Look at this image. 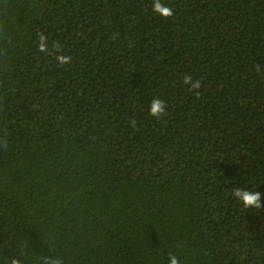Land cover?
<instances>
[{"label": "trees", "instance_id": "trees-1", "mask_svg": "<svg viewBox=\"0 0 264 264\" xmlns=\"http://www.w3.org/2000/svg\"><path fill=\"white\" fill-rule=\"evenodd\" d=\"M162 2L0 0V264H264V0Z\"/></svg>", "mask_w": 264, "mask_h": 264}, {"label": "clouds", "instance_id": "clouds-1", "mask_svg": "<svg viewBox=\"0 0 264 264\" xmlns=\"http://www.w3.org/2000/svg\"><path fill=\"white\" fill-rule=\"evenodd\" d=\"M152 11L160 16L161 18L167 20L173 17L174 9L172 7L167 6L162 2V0H153ZM39 50L47 53V37L41 36L39 39ZM60 50V46L54 45L53 52H57ZM71 57L65 55H57L56 60L60 65L70 64ZM183 85H190L189 91L195 93L197 96L200 95V90L203 87L202 78H197L193 80L191 76H185L182 80ZM166 105L159 98L153 99L149 106V115L152 117H161L165 114ZM133 125H135V121H132ZM233 195L243 204L245 208H256L259 209L262 207L261 199L262 194L259 191H250L248 189H236ZM12 264H19L17 260H13ZM169 264H179V261L175 256H170Z\"/></svg>", "mask_w": 264, "mask_h": 264}]
</instances>
